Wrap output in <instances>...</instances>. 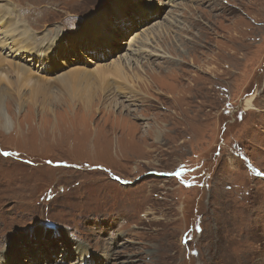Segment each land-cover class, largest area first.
<instances>
[{"label":"rangeland","instance_id":"obj_1","mask_svg":"<svg viewBox=\"0 0 264 264\" xmlns=\"http://www.w3.org/2000/svg\"><path fill=\"white\" fill-rule=\"evenodd\" d=\"M0 13L38 51L64 44L43 69L2 49L0 72L73 76L72 97L52 82L60 98L0 81L2 264L13 240L17 264L66 250L58 264H264V0H0ZM127 56L126 81L101 79Z\"/></svg>","mask_w":264,"mask_h":264},{"label":"bare ground","instance_id":"obj_2","mask_svg":"<svg viewBox=\"0 0 264 264\" xmlns=\"http://www.w3.org/2000/svg\"><path fill=\"white\" fill-rule=\"evenodd\" d=\"M28 1H30V0H28ZM153 6L154 5L150 6V8H152ZM34 10H40V9L38 7H36ZM149 11L152 12L151 10H149ZM7 15H11V14L10 13H7ZM7 15L2 16L1 13H0V17H3V19L4 18L7 19V17H6ZM96 15H98V14H95L94 17ZM157 16H158V14L157 15L150 16L149 17V20H152V19L156 18ZM94 17H91V19H89V21L93 20ZM0 20H1V18H0ZM146 20H147L146 16H143L142 17V21L141 22H138V24L141 25ZM4 22L2 20V22H1L2 27L0 26V30H3L2 32H0L1 33L0 34V50L4 49V51H5V53H6L7 56L12 57V58L16 59L17 61H22V60H18V58H17V55L18 54H20V53L21 54L22 53L24 54V52H26V51H31L33 53V55H35L34 57H27L24 54L20 59H24V60L26 59V61L27 60L28 61H34V60L36 61V59H37L38 61H37L36 66H38L40 69H43L44 67L41 66L40 61L43 62L46 65L47 61L49 60V58L53 54L54 49L57 48V47L59 49H62L64 47V44L62 45L61 42H60V41L63 42L62 37H58L57 38V42L51 47L50 50H47V51H44V50L43 51H38V48L39 47L35 44V41L32 39V37L30 35H24V31H25L26 28H24L23 30H20V32H17V28L18 27L17 28H8L9 25H10V22L9 23H4ZM55 32H56V30H55ZM26 33H27V31H26ZM56 35H57V33H56ZM54 36L52 35V37H54ZM50 39H52L50 36H45V37H42V40L41 41L46 42V41H48ZM12 43L14 45H12ZM92 45H93V43H90L87 46L90 47ZM5 49H10V51H7ZM111 50H112V46L111 45L109 46L108 50L107 49H102L101 50V48H99V47H95L94 50H88L87 49V51H89V52L94 51V53L96 55L99 54V53H102L103 56H107L108 55V52L111 51ZM143 52H144V49L138 48L137 50H133V52H132L133 54L130 55V56L142 55ZM130 56H127L126 58H124L125 59L124 61L121 60L119 63H114L113 69H103L102 70V73L99 74V76L101 77V79L107 77L111 73H114L115 75H118L122 80L126 81V79H127L126 76H127L128 66L132 64L131 63V57ZM0 57H1L0 59L3 61V57L1 56V53H0ZM53 62H56V61H53ZM31 68H28V67H26L24 65H21L20 63L16 62V63L13 64V67H12L11 70L9 68L8 70L5 69V72L4 71L0 72V81L1 80L8 81L9 84H10V86L14 84L13 89H15V90L18 89V91H17L18 93H19V91L22 90V88H24L25 85L33 87V90H35V92H38L40 90H43V89H41V86H44L45 88H44L43 91H44V93L46 95H48V97H50V96H56L54 94V93H56L58 95V97L60 98L61 96H59V95H60V93L62 94V92L59 93V92H57L55 90H52V82L53 83L55 82V84H57V87L59 88V91H66V89L71 88L69 94L68 93L67 94L70 97H72L73 87L69 86V84L73 80L72 79L73 76L71 77V75H68L66 73V74H63L61 76H58L57 78H55L54 81L51 82L49 78L44 77L43 75L37 76V75H34V73H31L32 69L35 70V71H37V69H34V68L31 69ZM0 69H1V65H0ZM57 69L58 68H55L54 71L57 70ZM10 74H14L15 77H16L13 82H12L13 79L10 78ZM91 76H92L91 74H87V73L81 72V73L78 74L77 78H78L79 81H81V80L83 81V80H89V79H91L92 78ZM100 77H99V79H100ZM95 80H97V79L95 78ZM91 83H93V82H91ZM97 88L99 89V86H97L96 89ZM78 90L81 91L82 89L79 88ZM90 90H88V93L90 92ZM6 93H7V90L4 87H2L1 84H0V123H1L0 125L3 124L6 129H10L11 128V121L12 120L9 117L10 115L8 114V112L6 111V109L4 107L5 100H3L7 96ZM20 95H23V94H20ZM37 233H39L38 234L39 237H42V236H40V235H42V232L40 233V231H37ZM50 234H51V232L50 233H46L44 235H47L48 236L47 238H49L50 237ZM14 243H15V241L13 240L12 248L14 247V249L11 248L10 249V252H8V254H9L8 259H10V258L13 259V262H11L10 260L7 261L9 264L14 263V261L16 262V264L23 262V261H21L19 259L20 256H19V253H18V250H17V246H16V243L15 244ZM20 244H25L26 246H28V244L25 243L24 241L23 242H20ZM76 248H77L76 251L78 253H80L81 248H83V246L81 244H78ZM84 251L85 250H82V253H83V259L82 260H83V262L86 261V258H87V254H85ZM72 253L73 252H69V250L68 251L66 250L65 253H62L61 255H59L60 258L57 260L59 262H57L56 260L50 259L49 261H51V262L48 261L47 264H49V263H51V264H58V263H61L63 261H67V258H66L67 255L71 256ZM0 259H1V257H0ZM16 259H18L19 262H17ZM91 262H92V264H98L97 259H96V261L92 260ZM2 263L3 262L0 260V264H2ZM33 263H29V264H33Z\"/></svg>","mask_w":264,"mask_h":264}]
</instances>
